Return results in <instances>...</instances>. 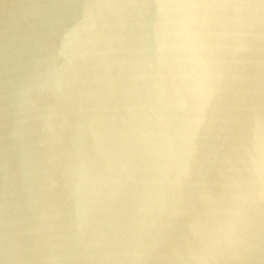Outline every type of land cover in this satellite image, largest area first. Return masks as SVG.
I'll return each mask as SVG.
<instances>
[{
    "label": "clouds",
    "instance_id": "9594fccd",
    "mask_svg": "<svg viewBox=\"0 0 264 264\" xmlns=\"http://www.w3.org/2000/svg\"><path fill=\"white\" fill-rule=\"evenodd\" d=\"M0 264H264V0H0Z\"/></svg>",
    "mask_w": 264,
    "mask_h": 264
}]
</instances>
